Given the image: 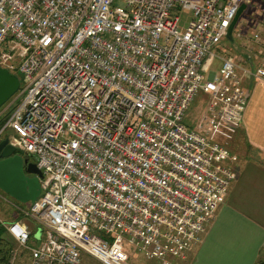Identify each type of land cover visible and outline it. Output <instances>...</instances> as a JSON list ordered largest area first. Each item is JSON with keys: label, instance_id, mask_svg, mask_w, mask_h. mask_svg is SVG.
I'll list each match as a JSON object with an SVG mask.
<instances>
[{"label": "built area", "instance_id": "2783aa9c", "mask_svg": "<svg viewBox=\"0 0 264 264\" xmlns=\"http://www.w3.org/2000/svg\"><path fill=\"white\" fill-rule=\"evenodd\" d=\"M243 4L0 0V67L20 77L0 136L42 173L25 212L43 228L40 243L28 245L25 222L2 223L27 264H127L124 234L145 258L178 264L200 242L235 178L228 142L244 81L264 76L250 55L240 65L225 54ZM257 28L254 41L264 16ZM199 91L205 106L189 129Z\"/></svg>", "mask_w": 264, "mask_h": 264}, {"label": "crops", "instance_id": "0c3cea01", "mask_svg": "<svg viewBox=\"0 0 264 264\" xmlns=\"http://www.w3.org/2000/svg\"><path fill=\"white\" fill-rule=\"evenodd\" d=\"M241 126L228 142L235 178L201 240L178 264H255L264 259V76L246 78Z\"/></svg>", "mask_w": 264, "mask_h": 264}, {"label": "rangeland", "instance_id": "374dc122", "mask_svg": "<svg viewBox=\"0 0 264 264\" xmlns=\"http://www.w3.org/2000/svg\"><path fill=\"white\" fill-rule=\"evenodd\" d=\"M246 7L240 13L235 27H240L242 39H237L234 36L230 39L223 41L225 48V54L233 56L240 65H245L244 61L246 56L250 55L252 64H248L251 70H255L256 66H261L264 69V32L260 33V39L254 41L249 37L250 32L258 31L257 22H262V16H264V0H245ZM189 18L188 13H180V25L185 24ZM216 54H221L215 51ZM222 55V54H221ZM218 63V61H216ZM19 75V74H18ZM207 95L203 91H199L191 102L185 117L183 118V124L189 129L196 128V122L203 112L205 106V100ZM4 108V105L0 107V112ZM2 115H0V118ZM8 131L1 134L0 139L4 138ZM232 152V147L229 146ZM29 161H34L33 157H29ZM30 202H20L9 196L0 189V221L2 223L10 222L12 220H20L28 224L29 229L33 231L30 236L28 245H38L42 239L43 228L40 224H36L34 220L25 214L29 210ZM130 236L123 235L124 250L128 255L127 264H159L156 259H147L143 256L142 252L138 250V247L129 242ZM14 259L10 264H27L26 251H22L15 243ZM88 263L99 264L96 260L89 258Z\"/></svg>", "mask_w": 264, "mask_h": 264}, {"label": "water", "instance_id": "95a60500", "mask_svg": "<svg viewBox=\"0 0 264 264\" xmlns=\"http://www.w3.org/2000/svg\"><path fill=\"white\" fill-rule=\"evenodd\" d=\"M243 4L227 32L231 38V28L237 21L240 13L245 9ZM20 85L19 77L0 67V107L17 92ZM0 189L20 202H33L40 193L39 178L41 170L35 162L20 149L8 144L7 138L0 140ZM29 175V176H27Z\"/></svg>", "mask_w": 264, "mask_h": 264}, {"label": "trees", "instance_id": "16d2710c", "mask_svg": "<svg viewBox=\"0 0 264 264\" xmlns=\"http://www.w3.org/2000/svg\"><path fill=\"white\" fill-rule=\"evenodd\" d=\"M19 77V75L16 73ZM20 78V77H19ZM4 119H0V127ZM15 241L9 236L2 222L0 221V264H10L14 252ZM255 264H264V259H259Z\"/></svg>", "mask_w": 264, "mask_h": 264}, {"label": "flooded vegetation", "instance_id": "af4514ba", "mask_svg": "<svg viewBox=\"0 0 264 264\" xmlns=\"http://www.w3.org/2000/svg\"><path fill=\"white\" fill-rule=\"evenodd\" d=\"M1 159H3V157H0V160H1ZM27 176H29V175H27Z\"/></svg>", "mask_w": 264, "mask_h": 264}]
</instances>
